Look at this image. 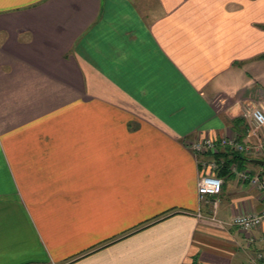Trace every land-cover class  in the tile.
Segmentation results:
<instances>
[{
	"label": "crops",
	"instance_id": "crops-1",
	"mask_svg": "<svg viewBox=\"0 0 264 264\" xmlns=\"http://www.w3.org/2000/svg\"><path fill=\"white\" fill-rule=\"evenodd\" d=\"M256 92L264 0H0V264H246L264 194L192 144Z\"/></svg>",
	"mask_w": 264,
	"mask_h": 264
},
{
	"label": "built area",
	"instance_id": "built-area-1",
	"mask_svg": "<svg viewBox=\"0 0 264 264\" xmlns=\"http://www.w3.org/2000/svg\"><path fill=\"white\" fill-rule=\"evenodd\" d=\"M243 116L246 119V131L242 140L237 139L238 137H222L217 142L211 138H205L203 140L196 141L192 144V147L197 152L210 151L212 153H218L219 147L225 148L230 147L235 151H239L245 155H251L256 153L258 155L264 154V109L253 107L247 108ZM250 137H254L252 139ZM204 166L207 172L201 174L196 180V190L200 197L210 196L215 197L220 193L222 186V179L215 169L218 165L217 159L211 157L208 161H205ZM232 172L238 175L242 181H249L253 186L257 187L261 194H264V177L256 173H251L249 169H238L236 164H231ZM217 200L212 201V205H216ZM230 224L248 231L256 228L261 224H264V210L261 212H249L234 215L229 221ZM246 264H264V251H255L249 254Z\"/></svg>",
	"mask_w": 264,
	"mask_h": 264
},
{
	"label": "trees",
	"instance_id": "trees-1",
	"mask_svg": "<svg viewBox=\"0 0 264 264\" xmlns=\"http://www.w3.org/2000/svg\"><path fill=\"white\" fill-rule=\"evenodd\" d=\"M246 131V128H245ZM245 131L243 133H245ZM242 131H236V133H241ZM242 135L238 136V138H241ZM215 159L221 160L222 163L220 164V167L217 169V175L221 176H230L233 175L231 170L229 169L230 164L234 163L237 165V167L242 168L244 166L245 162H248V158L245 157L241 152L235 151L231 149L230 147H225L222 150H220L218 153H216ZM188 264H198L196 261V257L193 256L192 261Z\"/></svg>",
	"mask_w": 264,
	"mask_h": 264
},
{
	"label": "rangeland",
	"instance_id": "rangeland-1",
	"mask_svg": "<svg viewBox=\"0 0 264 264\" xmlns=\"http://www.w3.org/2000/svg\"><path fill=\"white\" fill-rule=\"evenodd\" d=\"M260 93H262V94H259L258 92H256V94H254L253 95V98L251 99V102H250V104L249 105H245V107H243L242 109H243V111L244 110H246L247 108H253V107H258V108H261V109H264V92H260ZM242 116H243V114H242ZM250 138H252V139H255L254 137H250ZM220 151V150H219ZM218 151V152H219ZM251 155L252 156H254V157H258V158H261L262 160H264V154H261V155H258V154H256V153H251ZM222 160V159H221ZM221 160H218L217 162H218V165H217V167H216V169H215V172L217 173V169L220 167V164L222 163V161ZM237 166V165H236ZM229 169L231 170V172H232V169H231V164H230V166H229ZM243 169H246V168H243ZM258 170H261V169H259V168H256L254 171H253V173H256V172H258ZM220 176V175H219Z\"/></svg>",
	"mask_w": 264,
	"mask_h": 264
},
{
	"label": "water",
	"instance_id": "water-1",
	"mask_svg": "<svg viewBox=\"0 0 264 264\" xmlns=\"http://www.w3.org/2000/svg\"><path fill=\"white\" fill-rule=\"evenodd\" d=\"M252 160L255 163H262V162H264V160H261V159H252Z\"/></svg>",
	"mask_w": 264,
	"mask_h": 264
}]
</instances>
